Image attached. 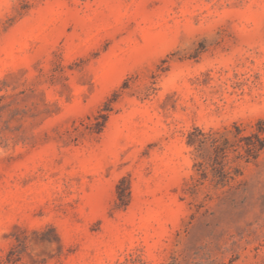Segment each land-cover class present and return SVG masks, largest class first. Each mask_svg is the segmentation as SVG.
I'll return each instance as SVG.
<instances>
[{"label":"rangeland","instance_id":"1","mask_svg":"<svg viewBox=\"0 0 264 264\" xmlns=\"http://www.w3.org/2000/svg\"><path fill=\"white\" fill-rule=\"evenodd\" d=\"M234 125L264 0H0V264H264V151L188 145Z\"/></svg>","mask_w":264,"mask_h":264},{"label":"trees","instance_id":"2","mask_svg":"<svg viewBox=\"0 0 264 264\" xmlns=\"http://www.w3.org/2000/svg\"><path fill=\"white\" fill-rule=\"evenodd\" d=\"M236 133H233L234 144L220 132L205 133L202 130L196 129L195 132L189 134L188 145L194 147L199 152L207 151L216 156V162L220 165L216 168L215 177L217 185H225L231 178L230 173L225 169L224 160L228 152L234 148L236 151L242 149L245 156L241 155L246 162L256 160L264 151V132L252 134L250 136H242V130L237 125H234ZM222 160V161H221Z\"/></svg>","mask_w":264,"mask_h":264}]
</instances>
